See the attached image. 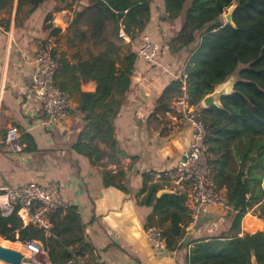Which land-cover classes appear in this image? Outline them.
I'll return each mask as SVG.
<instances>
[{
  "label": "trees",
  "instance_id": "16d2710c",
  "mask_svg": "<svg viewBox=\"0 0 264 264\" xmlns=\"http://www.w3.org/2000/svg\"><path fill=\"white\" fill-rule=\"evenodd\" d=\"M10 1L0 0V11ZM44 1L18 0L17 11L25 3L30 13ZM88 1L89 5L79 11L71 9L75 0H60L62 7L56 8L72 14L71 28L86 24V35L75 30L95 52L88 51L71 67L63 64L61 72L68 71V77L58 81L55 73L54 82L81 115L69 149L95 166L106 155L105 150L111 151L109 160L123 156L114 137L113 120L126 99L137 56L130 50L121 55L120 32L134 42L147 27L155 5L154 0ZM233 1L161 0L167 20L181 18L178 32L167 44L169 52L189 51L178 78L158 99L162 111H168V101L182 94L183 82L189 104L198 106L215 87L236 76L232 93L220 100L221 107L202 110L208 164L215 186L224 189L229 228L190 241L194 245L184 264H251L252 259L264 264V233L239 236L245 214L250 212L264 220V0H236L232 16L235 27L221 19ZM51 28L50 35L57 36L59 30ZM75 74L84 82L92 81L94 91L81 92ZM141 185V193L146 195L138 203L152 208L147 228L160 231L168 252L187 246L178 245L189 224L185 194L176 191L157 197L161 187L145 175ZM17 211L18 205L8 215L0 209L1 238L40 242L49 264L94 263L86 258L92 250L84 242L83 224L75 206L52 213L50 236L32 225L23 226Z\"/></svg>",
  "mask_w": 264,
  "mask_h": 264
},
{
  "label": "crops",
  "instance_id": "0c3cea01",
  "mask_svg": "<svg viewBox=\"0 0 264 264\" xmlns=\"http://www.w3.org/2000/svg\"><path fill=\"white\" fill-rule=\"evenodd\" d=\"M74 3L72 10H77L80 3L89 5L88 0ZM17 5L18 0H11L0 11V195L17 185L53 182L59 185L68 205L79 212L84 242L92 250L86 258L109 264H184L194 245L190 241L218 235L229 228V222L227 212L207 209L197 225L184 228L178 245H188L173 252L155 248L144 234L152 208L138 203L146 195L141 193L143 176L152 179L155 171L172 167L190 142V128L178 124L174 98L167 103L168 111H162L158 104L164 89L178 78L186 63L187 57L181 62L186 52L173 55L167 43L162 45L163 39L170 40L178 32L181 18L167 20L161 0H154L155 8L139 39L147 36L161 46L158 60L146 64L137 58L126 99L113 120L114 137L123 156L118 154L116 160H109L108 149L92 166L87 158L69 149L80 127L81 115L74 110L77 105L70 99L67 120L48 125L43 122L39 105L26 94L34 55L50 35V26L59 30L56 76L62 82L68 77V71L61 72L63 64L71 67L88 51L95 52L75 30L86 35L88 28L85 23L71 28L72 14L56 10L62 7L60 0H45L30 13L27 4L18 11ZM120 37L128 47L129 38L122 31ZM75 77L81 92L94 91L92 81L84 82L78 74ZM10 126L19 131L11 145L4 141ZM152 182L160 190H168L164 183ZM3 200L0 198V209L8 215L10 208ZM245 218L256 224L254 231L244 225ZM255 232L264 233V220L249 212L241 220L239 236ZM43 255L45 264H49Z\"/></svg>",
  "mask_w": 264,
  "mask_h": 264
},
{
  "label": "built area",
  "instance_id": "2783aa9c",
  "mask_svg": "<svg viewBox=\"0 0 264 264\" xmlns=\"http://www.w3.org/2000/svg\"><path fill=\"white\" fill-rule=\"evenodd\" d=\"M58 38L49 35L33 58L34 70L26 86L29 99L36 102L45 119L44 124L64 123L68 118L71 101L56 86L54 76L58 68ZM159 54V45L147 36L139 40L136 56L146 64H153ZM182 94L173 101V109L178 124H187L190 128L189 146L181 153L179 160L170 168L152 173V180L162 182L166 189L179 191L186 196V207L189 213V225L194 227L202 214L210 208L227 212L224 192L218 189L213 180L208 164V153L205 144L206 130L202 120L203 107L189 104L184 82ZM19 137L17 127L10 126L5 135L6 144H14ZM10 212L18 205L17 215L23 226L32 225L40 229L45 236L51 235L50 218L55 211H65L69 205L62 196L59 185L48 182L38 184L30 182L24 185L9 187L0 195ZM146 239L157 249L165 248L161 233L156 228H146ZM28 245V246H27ZM32 254H45L40 242L23 243ZM93 264H109L95 260Z\"/></svg>",
  "mask_w": 264,
  "mask_h": 264
},
{
  "label": "water",
  "instance_id": "95a60500",
  "mask_svg": "<svg viewBox=\"0 0 264 264\" xmlns=\"http://www.w3.org/2000/svg\"><path fill=\"white\" fill-rule=\"evenodd\" d=\"M237 1H233L228 8H226L225 12L223 13L222 17L224 19L225 25H230L232 27H235L233 23V12L237 6ZM83 6L81 3L79 4L77 10H81ZM236 76H232L229 78L226 82H224L221 85H218L214 88L212 93L206 95L203 97V99L200 101L201 106L203 109H208L210 107H217L220 108V100L222 97H225L232 93V88L235 83ZM231 81V82H230ZM169 193H175L172 190H159L157 192V197L163 195V194H169ZM28 246V245H27ZM27 248V247H26ZM28 249V248H27ZM0 261L6 263V264H22V263H31V257H25L23 253L19 251H15L13 249L3 247L0 245ZM251 264H257L254 259H252Z\"/></svg>",
  "mask_w": 264,
  "mask_h": 264
},
{
  "label": "rangeland",
  "instance_id": "374dc122",
  "mask_svg": "<svg viewBox=\"0 0 264 264\" xmlns=\"http://www.w3.org/2000/svg\"><path fill=\"white\" fill-rule=\"evenodd\" d=\"M75 5V3H73L72 4V6H74ZM76 6V5H75ZM221 19H222V21L224 22V19H223V17L221 16ZM140 39H139V37L134 41V42H128V47H126L125 45H124V42L126 43V41L125 40H123V50L121 51V55H123L124 53H126L127 51H132V52H136V50H137V48H138V45H139V43H138V41H139ZM170 40L167 38L166 40L165 39H163V41H162V45H164V44H168V42H169ZM187 52V56H183V58L181 59V62H185V59H186V57H188V52L189 51H186ZM157 60H158V57H157V59H156V62H157ZM187 60V59H186ZM182 65H183V63H182ZM231 82V81H230ZM201 105V104H200ZM0 241L1 242H3V244H4V246L5 247H7V246H10V247H7V248H10V249H13V250H15V251H19V252H21V253H23V254H25L24 256L25 257H31V263L30 264H45V262H44V260H45V257H44V255L43 254H31L28 250H24V246H23V243L22 242H10V241H8V240H5V239H3V238H1L0 237ZM6 243V244H5ZM8 243V244H7ZM20 244V246L23 248V251H21L20 249H18V248H21V247H18L17 248V246L16 245H14V244ZM10 244V245H9ZM13 247V248H12ZM0 264H6V263H4V262H0ZM22 264H27V263H22Z\"/></svg>",
  "mask_w": 264,
  "mask_h": 264
},
{
  "label": "bare ground",
  "instance_id": "6f19581e",
  "mask_svg": "<svg viewBox=\"0 0 264 264\" xmlns=\"http://www.w3.org/2000/svg\"><path fill=\"white\" fill-rule=\"evenodd\" d=\"M244 225L248 228H250V230L251 231H254L255 229H256V224L255 223H253V221H248L246 218H245V220H244ZM6 244V243H5ZM8 244V243H7ZM0 245L1 246H3V247H5L4 246V244H3V242H1L0 241ZM10 245V244H9ZM14 245H16L17 246V248L18 247H21L20 245H18V244H14ZM7 247H10V246H7ZM13 248V247H12ZM18 249H20L21 251H23V248L21 247V248H18ZM28 250L27 248H24V250ZM29 251V250H28ZM30 252V251H29ZM31 253V252H30ZM32 254V253H31ZM25 255V254H24ZM1 263H2V261H0Z\"/></svg>",
  "mask_w": 264,
  "mask_h": 264
}]
</instances>
